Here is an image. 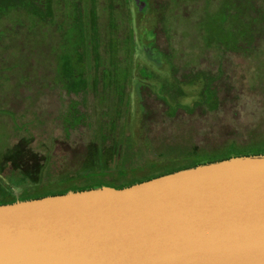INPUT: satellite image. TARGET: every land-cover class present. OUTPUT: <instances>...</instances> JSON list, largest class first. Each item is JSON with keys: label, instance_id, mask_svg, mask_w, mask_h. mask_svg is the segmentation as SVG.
Listing matches in <instances>:
<instances>
[{"label": "rangeland", "instance_id": "rangeland-1", "mask_svg": "<svg viewBox=\"0 0 264 264\" xmlns=\"http://www.w3.org/2000/svg\"><path fill=\"white\" fill-rule=\"evenodd\" d=\"M70 1L77 11V33L82 41L79 52H89L90 44L86 39H95L100 54L98 59L107 66H111V39L119 37L114 33L118 28L111 27V6L116 7L117 24L123 15L127 17L125 10L129 8L128 28L134 32L135 54L128 136L134 145L135 160L142 167L149 166L124 168L126 175L121 168H116V162L108 168H86L84 159L90 148L100 142V138L96 140L102 125L100 97L114 96V90L104 88L103 70L97 71L92 61L96 83L88 92L64 91L56 82L59 79L60 32L45 24L42 27L31 25L26 8L23 9L17 0H0V6L19 5L10 14L0 17V33L3 34L0 36V155L26 138L33 150L48 155L52 161L44 169L38 186L18 178L0 180L15 197V202L22 201L23 194L33 190L43 195L71 192L73 188L102 181L120 185L135 177L134 172L142 175L154 169L157 160H173L176 167H183L218 159L230 155L228 151L233 144L239 148L249 144V138L255 134L264 133V92L252 89L254 86L247 78L249 70L255 71L257 67L262 71L259 74H264V56L228 55L223 65L225 77L211 82L215 92L213 99L201 100L204 81L213 78L220 63L217 45L213 44L212 50L206 46L208 26L214 22V26L219 24L220 32H232L235 24L230 19L219 23L224 0ZM240 2L246 4L245 0ZM252 2L255 10L245 11L241 23H251L258 13L264 18V0ZM60 3L62 0H53L59 20L62 19ZM93 10L97 12V24L92 26ZM17 20L28 24V29L15 30L13 24ZM257 27V39L250 47L253 53L264 52V19ZM123 29L125 35L127 30ZM176 45L186 54L177 57L172 70L165 55L172 54ZM183 45L194 52L186 51ZM74 104L84 115L85 123L68 135L64 118L70 116ZM105 133L112 141V133L108 129ZM96 172L107 173L105 177L89 176Z\"/></svg>", "mask_w": 264, "mask_h": 264}, {"label": "water", "instance_id": "water-1", "mask_svg": "<svg viewBox=\"0 0 264 264\" xmlns=\"http://www.w3.org/2000/svg\"><path fill=\"white\" fill-rule=\"evenodd\" d=\"M0 264H264V156L0 204Z\"/></svg>", "mask_w": 264, "mask_h": 264}, {"label": "trees", "instance_id": "trees-1", "mask_svg": "<svg viewBox=\"0 0 264 264\" xmlns=\"http://www.w3.org/2000/svg\"><path fill=\"white\" fill-rule=\"evenodd\" d=\"M240 1L241 0H224V4L222 6V17L219 23L224 24L230 19L232 23H235L232 32H220L218 29L219 24L214 26V22L208 26V32L210 33L206 46L209 50H212V45H217V55L220 56L217 57V59L220 60V63L218 64L217 61H214L218 64V66L216 65L218 70H216L215 75L212 78L213 80H203L205 84L201 94L202 101H205L206 99H213L215 92L212 90V83H215V81L219 78L223 79L225 77L223 65L225 64L228 55L233 53L250 57L252 56L251 54H256L260 58L264 56V52L261 50L254 51L253 53L250 49V47L252 48L253 46V42L257 39L256 34L259 29L257 25H260L264 18L258 13L256 18L251 23H241V15L245 11L250 9L255 10V8L252 0H245L246 4H242ZM17 2L23 9L26 8L29 17L28 21L31 25L42 27V25L44 26L45 24L51 28H56L60 32L62 36L60 46L61 54L58 58L57 67L59 79H57L56 82L61 86V88H63L64 91L75 94L87 93L88 89L96 83V80L93 79L95 64L92 63V61H95L97 71L98 69L101 71L103 70L104 88L106 90L112 89L115 92L114 96L108 95L100 97L99 104L100 111H102L100 114V123L102 125L99 129V137L96 138V140H99L100 138V142H98V145L90 148L89 154H87V157L84 159L86 168H108L116 162V168H121L120 171L124 172V168H145L149 166L147 165L142 167V165L135 160L133 157L135 154L134 145L131 138L128 136L129 123L127 120L130 108V84L132 82L133 59L135 54L134 32L131 28H128V25H130L129 21H131V13L128 6L126 7L127 10H125L127 11V17L123 15V18L119 19V24H117L119 16L117 14L116 7H113V4L111 6V27L114 30L118 28V30L114 33H118L119 37L111 39V66H107L106 62L101 63L98 59L100 54L95 39H86V43L90 44L89 52L85 51L83 54L79 52V49L82 46V41L78 39V17L75 5L72 1L62 0V4L60 3L62 7V10L60 11L62 17L61 20H59V16L57 17L58 14H56L57 11L53 5V0H17ZM18 6H16L15 3L13 5L6 4L0 6V17L10 14ZM231 12L233 13L230 15ZM59 21L60 23L58 24ZM91 24L92 26L97 24V12L95 10L91 13ZM13 25L15 30H27L29 26L19 20L14 22ZM123 28L127 30L125 35L122 33L124 30ZM93 29L96 30L97 28L93 27ZM0 36H3V34L0 33ZM178 45L181 46L180 43H178ZM183 46L186 47V51L189 50L194 52L191 48H188L189 46ZM176 47L173 49L172 54L168 56L163 54L167 57V59H169L172 70L176 66L177 57L182 54H186L183 53L184 51L179 49L177 45ZM258 64L259 63L256 64V67ZM260 70L261 69L258 67L255 71L249 70L247 78L250 85L254 86L252 89L259 88L264 92V74H259L262 72ZM69 113L70 116L67 115V117L64 118V127L68 135L72 131L76 130L77 127H83L85 123L84 115L80 114L77 104L71 106ZM89 125L92 126L90 123ZM85 126L87 125L85 124ZM106 129L112 133V141H110L109 137L106 135ZM249 139V144L243 145L239 148L233 144L230 146V150L228 151L230 152V155H226L218 159L215 158L213 160H208L207 162L183 167H176L174 165L175 163H173L175 161L173 160L167 159L162 162L157 160L155 161L156 164L153 166L154 169L147 171L146 173H142V175L134 172L133 175L136 176L130 177V180H127L123 184L117 185L116 183L102 181L103 183H96L93 185L89 184L84 187L73 188L71 191L90 190L104 186L121 189L158 178L163 175L191 169L199 165L229 160L237 157L264 156V133L259 132L258 135L255 134ZM161 157L162 156H160V159ZM50 159L51 158H49L48 155L33 150L30 141L24 138L15 145L8 147L0 155V180L18 178L22 182H32L33 185L38 186L40 185L39 180H41L44 175V169L49 167L52 162H50ZM6 168H8V170H6ZM106 173L107 172H96L90 174L89 176L92 178L105 177ZM124 174L126 175L125 172ZM127 177L128 176H126V179ZM37 192L40 191L38 190ZM37 192L36 190H33V192L23 194L22 201L43 198L51 195L66 194L70 191L43 195H40ZM14 198L15 197L9 194L6 188L0 184V204L15 203Z\"/></svg>", "mask_w": 264, "mask_h": 264}]
</instances>
